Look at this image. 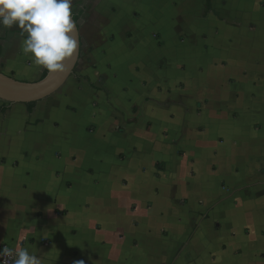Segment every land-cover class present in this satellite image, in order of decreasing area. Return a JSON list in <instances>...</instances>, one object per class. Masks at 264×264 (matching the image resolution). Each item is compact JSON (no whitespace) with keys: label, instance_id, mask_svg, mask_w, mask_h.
Returning <instances> with one entry per match:
<instances>
[{"label":"crops","instance_id":"1","mask_svg":"<svg viewBox=\"0 0 264 264\" xmlns=\"http://www.w3.org/2000/svg\"><path fill=\"white\" fill-rule=\"evenodd\" d=\"M73 17L65 84L0 101V247L264 264V0H73ZM25 38L0 27V72L35 82Z\"/></svg>","mask_w":264,"mask_h":264},{"label":"clouds","instance_id":"2","mask_svg":"<svg viewBox=\"0 0 264 264\" xmlns=\"http://www.w3.org/2000/svg\"><path fill=\"white\" fill-rule=\"evenodd\" d=\"M0 27L19 29L20 35L26 36L22 52L52 75L66 74L78 51L73 0H0ZM4 256L13 257L12 264H41V258L27 249L5 247L0 250V257ZM0 264H4L2 259Z\"/></svg>","mask_w":264,"mask_h":264},{"label":"water","instance_id":"3","mask_svg":"<svg viewBox=\"0 0 264 264\" xmlns=\"http://www.w3.org/2000/svg\"><path fill=\"white\" fill-rule=\"evenodd\" d=\"M78 56L79 47L75 58L67 65L68 70L66 74L52 75L47 72L44 78L35 82L17 81L0 72V101L5 104H29L50 97L73 74Z\"/></svg>","mask_w":264,"mask_h":264},{"label":"built area","instance_id":"4","mask_svg":"<svg viewBox=\"0 0 264 264\" xmlns=\"http://www.w3.org/2000/svg\"><path fill=\"white\" fill-rule=\"evenodd\" d=\"M2 248H5V246L0 247V250H2ZM0 259L4 261V264H12L13 257L4 256V257H0Z\"/></svg>","mask_w":264,"mask_h":264},{"label":"trees","instance_id":"5","mask_svg":"<svg viewBox=\"0 0 264 264\" xmlns=\"http://www.w3.org/2000/svg\"><path fill=\"white\" fill-rule=\"evenodd\" d=\"M206 5H207V8H208V6H209V0H206ZM73 19H74L75 21L77 20L75 17H73ZM46 74H47V70L45 69V71H44V73H43L41 79L44 78ZM33 105H34V103H29V104H27V106L29 107V109H30ZM1 110H2V109H0V111H1Z\"/></svg>","mask_w":264,"mask_h":264},{"label":"rangeland","instance_id":"6","mask_svg":"<svg viewBox=\"0 0 264 264\" xmlns=\"http://www.w3.org/2000/svg\"><path fill=\"white\" fill-rule=\"evenodd\" d=\"M11 76H13V75H11ZM11 78V77H10ZM15 78V77H14Z\"/></svg>","mask_w":264,"mask_h":264}]
</instances>
